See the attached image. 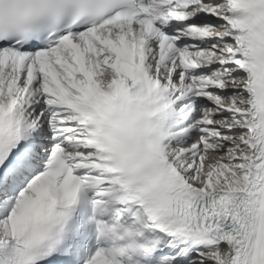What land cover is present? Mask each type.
Wrapping results in <instances>:
<instances>
[{"label":"snow or ice","instance_id":"1","mask_svg":"<svg viewBox=\"0 0 264 264\" xmlns=\"http://www.w3.org/2000/svg\"><path fill=\"white\" fill-rule=\"evenodd\" d=\"M0 264H264V0H0Z\"/></svg>","mask_w":264,"mask_h":264}]
</instances>
